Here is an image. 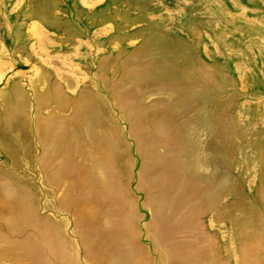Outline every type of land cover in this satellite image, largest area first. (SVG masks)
Listing matches in <instances>:
<instances>
[{
	"label": "rangeland",
	"instance_id": "374dc122",
	"mask_svg": "<svg viewBox=\"0 0 264 264\" xmlns=\"http://www.w3.org/2000/svg\"><path fill=\"white\" fill-rule=\"evenodd\" d=\"M0 264H264V0H0Z\"/></svg>",
	"mask_w": 264,
	"mask_h": 264
}]
</instances>
